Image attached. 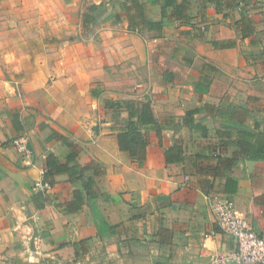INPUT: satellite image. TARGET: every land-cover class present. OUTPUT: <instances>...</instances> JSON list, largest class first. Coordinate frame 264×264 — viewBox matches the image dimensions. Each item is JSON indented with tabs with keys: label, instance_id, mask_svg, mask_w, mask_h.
Wrapping results in <instances>:
<instances>
[{
	"label": "crops",
	"instance_id": "0c3cea01",
	"mask_svg": "<svg viewBox=\"0 0 264 264\" xmlns=\"http://www.w3.org/2000/svg\"><path fill=\"white\" fill-rule=\"evenodd\" d=\"M119 66L145 72L132 97L103 95ZM123 99L170 125L147 132L142 165L118 145L128 113L105 104ZM25 133L28 157L12 144ZM175 144L184 159L167 163ZM73 151L106 169L109 237L73 207L79 184L46 172ZM215 198L264 236V0H0V264H209L237 249Z\"/></svg>",
	"mask_w": 264,
	"mask_h": 264
},
{
	"label": "trees",
	"instance_id": "16d2710c",
	"mask_svg": "<svg viewBox=\"0 0 264 264\" xmlns=\"http://www.w3.org/2000/svg\"><path fill=\"white\" fill-rule=\"evenodd\" d=\"M94 6L90 7V11L95 10ZM88 19V14L84 19ZM244 28H246L247 18H241ZM152 22V21H151ZM209 84L196 85L198 92H206ZM105 104L109 108H115L117 111H126L128 120L125 125L120 128L117 133L119 148L123 151H129L131 156L139 165H142L146 159V148L148 146L147 132L155 130L160 139L163 137V132L170 125L159 121L154 113L151 101L137 99L123 100H106ZM184 125L189 128L201 126L200 123H195L194 120L187 116L184 118ZM31 147V146H30ZM167 163H172L177 160H183V148L180 145H173L165 150ZM78 153L74 151L69 154L65 162H57L49 155L46 159L45 169L47 173L65 172L69 178L79 184L75 190V200L71 203L75 209L79 208L83 203H87L91 209L97 227V233L101 238L109 237L115 232V226L109 224L96 203V178L106 174V169L99 160L94 159L86 164L77 162ZM42 194V193H40Z\"/></svg>",
	"mask_w": 264,
	"mask_h": 264
},
{
	"label": "built area",
	"instance_id": "2783aa9c",
	"mask_svg": "<svg viewBox=\"0 0 264 264\" xmlns=\"http://www.w3.org/2000/svg\"><path fill=\"white\" fill-rule=\"evenodd\" d=\"M13 146L23 156H30V137L27 133L16 137ZM45 170H40V176L35 181L34 189L47 191L51 184L44 179ZM213 210L221 229L232 235L237 242V249L228 254H213L209 264H264V236L256 232L250 221L240 215L234 203L227 198H215Z\"/></svg>",
	"mask_w": 264,
	"mask_h": 264
},
{
	"label": "rangeland",
	"instance_id": "374dc122",
	"mask_svg": "<svg viewBox=\"0 0 264 264\" xmlns=\"http://www.w3.org/2000/svg\"><path fill=\"white\" fill-rule=\"evenodd\" d=\"M103 77L107 82V86L103 88V95L114 98H128L135 93L134 89H136L137 81L143 80L145 72L142 69L131 71L127 70L125 66H119L112 71L105 72ZM18 91H21V89H18Z\"/></svg>",
	"mask_w": 264,
	"mask_h": 264
}]
</instances>
